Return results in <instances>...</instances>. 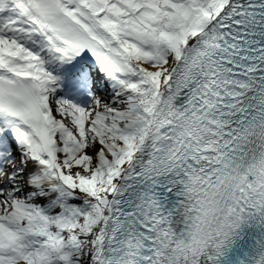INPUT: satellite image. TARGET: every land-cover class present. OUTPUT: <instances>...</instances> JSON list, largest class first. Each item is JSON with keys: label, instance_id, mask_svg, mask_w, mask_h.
<instances>
[{"label": "snow or ice", "instance_id": "snow-or-ice-1", "mask_svg": "<svg viewBox=\"0 0 264 264\" xmlns=\"http://www.w3.org/2000/svg\"><path fill=\"white\" fill-rule=\"evenodd\" d=\"M0 264H264V0H0Z\"/></svg>", "mask_w": 264, "mask_h": 264}]
</instances>
